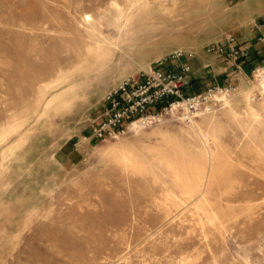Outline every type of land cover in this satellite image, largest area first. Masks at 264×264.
I'll list each match as a JSON object with an SVG mask.
<instances>
[{"label": "rangeland", "instance_id": "1", "mask_svg": "<svg viewBox=\"0 0 264 264\" xmlns=\"http://www.w3.org/2000/svg\"><path fill=\"white\" fill-rule=\"evenodd\" d=\"M234 1L0 0V264H264L263 44L232 74L206 51ZM176 48L193 88L237 93L79 142L112 87Z\"/></svg>", "mask_w": 264, "mask_h": 264}, {"label": "built area", "instance_id": "2", "mask_svg": "<svg viewBox=\"0 0 264 264\" xmlns=\"http://www.w3.org/2000/svg\"><path fill=\"white\" fill-rule=\"evenodd\" d=\"M261 24L253 22L256 28ZM256 41L262 42L264 48V34ZM252 45L240 42L236 34L228 32L222 39L210 42L206 51L224 57L235 69L243 70L244 62L251 58ZM188 56L193 54L176 48L158 57L149 70L122 79L105 94L103 113L93 125L91 134L84 135L79 142L124 136L167 116L189 124L202 114L216 110L222 101L237 93L238 87L233 82H215L204 88H193L194 67ZM253 70L259 79L264 77V64ZM263 97L264 85L250 99L255 101ZM75 145L77 148L78 143Z\"/></svg>", "mask_w": 264, "mask_h": 264}, {"label": "crops", "instance_id": "3", "mask_svg": "<svg viewBox=\"0 0 264 264\" xmlns=\"http://www.w3.org/2000/svg\"><path fill=\"white\" fill-rule=\"evenodd\" d=\"M224 14L225 22L215 26L214 32L210 38L219 40L223 35L232 31L237 34L239 40L240 37H243L244 40H240V42L249 43V38L254 40V38H258V35L261 33L264 34V23H262L259 28L252 25L256 20L260 22L264 21V0H235L233 5L229 6V9L226 10ZM252 44L251 49L255 52L257 47L254 43ZM207 55L212 56V54L209 53H207ZM214 58H216V55ZM244 64L243 68H245L246 71L249 70V59L245 61ZM236 70L238 69H235V67L231 65L228 68L219 67L218 72L230 71V74H232L235 73ZM240 72H243V70ZM201 76L203 75L197 73L194 68L193 78L196 80ZM196 82L197 81H195V83Z\"/></svg>", "mask_w": 264, "mask_h": 264}, {"label": "bare ground", "instance_id": "4", "mask_svg": "<svg viewBox=\"0 0 264 264\" xmlns=\"http://www.w3.org/2000/svg\"><path fill=\"white\" fill-rule=\"evenodd\" d=\"M89 16L90 15H87V18L89 19ZM91 18V17H90ZM260 83L262 84V85H264V77L261 79V81H260ZM137 131H139V129H137ZM185 173V172H184ZM186 177H187V179H189V177H188V175L186 174Z\"/></svg>", "mask_w": 264, "mask_h": 264}, {"label": "trees", "instance_id": "5", "mask_svg": "<svg viewBox=\"0 0 264 264\" xmlns=\"http://www.w3.org/2000/svg\"><path fill=\"white\" fill-rule=\"evenodd\" d=\"M194 81H195V79H194Z\"/></svg>", "mask_w": 264, "mask_h": 264}]
</instances>
